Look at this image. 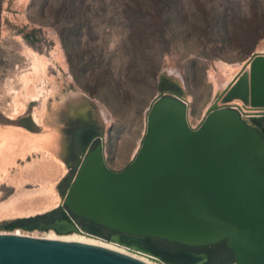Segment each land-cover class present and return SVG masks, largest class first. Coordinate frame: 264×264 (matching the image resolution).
Masks as SVG:
<instances>
[{
	"label": "rangeland",
	"instance_id": "1",
	"mask_svg": "<svg viewBox=\"0 0 264 264\" xmlns=\"http://www.w3.org/2000/svg\"><path fill=\"white\" fill-rule=\"evenodd\" d=\"M260 50L264 0H0V136H41L39 148L15 157L2 175L0 233L42 237L48 226H71L62 198L86 151L82 133H97L107 164L122 168L138 148L156 94L183 96L196 126ZM249 100L217 104L264 115L263 104ZM6 137L1 146L22 152L21 140ZM81 227L100 238L90 224ZM101 239L156 264L206 259L201 250H190L191 259L165 258L158 251L192 253L126 233Z\"/></svg>",
	"mask_w": 264,
	"mask_h": 264
},
{
	"label": "water",
	"instance_id": "2",
	"mask_svg": "<svg viewBox=\"0 0 264 264\" xmlns=\"http://www.w3.org/2000/svg\"><path fill=\"white\" fill-rule=\"evenodd\" d=\"M245 67L234 97L264 103V63L250 78ZM219 99L191 126L183 96L156 94L138 148L119 169L107 164L96 137L62 198L78 225L95 222L105 237L119 231L168 249L201 250L203 264H264V115L246 120L238 105ZM0 264L150 263L101 245L0 233Z\"/></svg>",
	"mask_w": 264,
	"mask_h": 264
},
{
	"label": "bare ground",
	"instance_id": "3",
	"mask_svg": "<svg viewBox=\"0 0 264 264\" xmlns=\"http://www.w3.org/2000/svg\"><path fill=\"white\" fill-rule=\"evenodd\" d=\"M258 52H261V50L258 51ZM258 52L254 53L251 56V58L243 65V66L246 65V67H245V69L243 71V74L246 73L248 75V78H250V72H251V70H253V68H256V67L260 66L261 63H264V55H257ZM224 66H226V68L227 67L228 68L231 67L229 64H225ZM243 66L241 65L239 67V70H238L239 73L242 72ZM239 73L236 75L237 78L233 81V83H232V85L230 87V90L227 93H225L223 96H221V98L218 100L217 103H224V102H228L229 100L231 101V99H233L234 96L237 95L236 92H235V89H237L238 85L241 83L240 76L242 75V74H239ZM235 103L236 102L234 101V104ZM249 103H252L254 106H262V104L264 106V103L254 102L252 100L251 101L249 100ZM236 104H238V102ZM256 111L257 110H247V111L243 110L244 115H246V116H250L252 113H254ZM6 134H7V136H9L8 138L6 137V135L2 134L3 137L4 136L6 137L5 139H8V140H4V141L13 142L14 140L15 141H20L21 140L23 142V144H24V149L22 150V152L20 151L19 153H16L15 149H13V151L10 150L11 147H9V144H7L8 142L5 144L6 146L8 145L7 147L5 145L1 146V144H0V181L2 180L3 173L6 174L8 172L7 171V167H8V165L10 163H12V161L15 159V157H17V156L25 157L26 152L37 150L39 148V143H40V140H41V138H40L41 136L38 137V136H36L33 133H28L27 135H23V133H17V132H15L13 130H10L9 133H6ZM2 135L0 137H2ZM3 137H2V140H3ZM2 140L0 139L1 143L3 144ZM14 234L25 235L21 231H18V230ZM45 234L46 235H44L42 237L50 238V239H62V240H68V241H79V242H85V243H90V244L101 245V246H104V247H107V248H110V249L118 250V251L130 254L132 256L138 257V258H140V259H142V260H144V261H146V262H148L150 264H156V263H154L153 261H151L148 258L150 256L143 255V254H142L143 256H141L139 254L127 251L126 249L119 247L120 245L117 246L116 242H115L116 243L115 244L112 241L103 240L101 238H97V237H95L94 234L85 231L82 227L79 228L77 226V228H75V227L69 226L66 223L56 224V225H53V226L46 227V233ZM31 236H35V235H31ZM116 239H118L119 241L121 240L120 237H116ZM155 251H156V249H155ZM158 253L160 255L164 256L165 258L178 257V258H181V259H186V258L191 259V258L195 257V255L187 254L184 251H179L177 253L166 252V251H158ZM151 258L158 259L159 257L157 255H154V256L152 255Z\"/></svg>",
	"mask_w": 264,
	"mask_h": 264
},
{
	"label": "flooded vegetation",
	"instance_id": "4",
	"mask_svg": "<svg viewBox=\"0 0 264 264\" xmlns=\"http://www.w3.org/2000/svg\"><path fill=\"white\" fill-rule=\"evenodd\" d=\"M96 137H99L97 133L93 134V135H90V132H84L82 133V138H83V141L85 142V148H86V151L89 149L91 143L93 142V140L96 138ZM80 162V161H79ZM79 164V163H78ZM78 164L76 166V168L78 167ZM65 210V209H63ZM65 213V211H64ZM92 226V228L95 230V231H98L97 230V225L96 224H93L92 222L91 223H88ZM111 233H122V232H119V231H111L109 232V235ZM145 239H148L150 242L154 243L155 245H157L151 238H149L148 236L147 237H143ZM164 248V247H163ZM176 248H183V249H186L184 246H180V247H174V248H171V249H176ZM187 250V249H186ZM190 251V250H189ZM191 251H194V250H191ZM202 253H204L203 251H201ZM206 254V253H204Z\"/></svg>",
	"mask_w": 264,
	"mask_h": 264
},
{
	"label": "trees",
	"instance_id": "5",
	"mask_svg": "<svg viewBox=\"0 0 264 264\" xmlns=\"http://www.w3.org/2000/svg\"><path fill=\"white\" fill-rule=\"evenodd\" d=\"M40 217L42 216V215H39ZM93 224H96L97 225V223H95V222H92ZM96 232V234L98 235V236H100V238L101 237H104V238H108L109 237V234L105 237V236H102V235H100L99 233H98V231H95ZM187 250H192V249H188V248H186ZM232 262V261H231ZM231 262H229V263H231ZM229 263H225V264H229Z\"/></svg>",
	"mask_w": 264,
	"mask_h": 264
},
{
	"label": "built area",
	"instance_id": "6",
	"mask_svg": "<svg viewBox=\"0 0 264 264\" xmlns=\"http://www.w3.org/2000/svg\"><path fill=\"white\" fill-rule=\"evenodd\" d=\"M236 109H238V108H236ZM241 109V108H240ZM242 112H243V110H242ZM242 114V113H241ZM70 215V214H69ZM71 216V215H70ZM71 218H72V216H71ZM73 219V218H72ZM73 221L76 223V225L79 227V228H81V226L80 225H78V223L73 219ZM96 236H98V235H96Z\"/></svg>",
	"mask_w": 264,
	"mask_h": 264
}]
</instances>
